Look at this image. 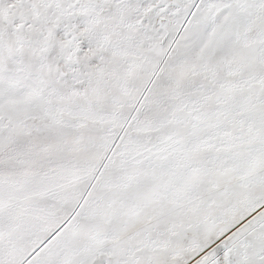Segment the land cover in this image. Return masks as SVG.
Returning <instances> with one entry per match:
<instances>
[{"label": "snow or ice", "instance_id": "6c2138e0", "mask_svg": "<svg viewBox=\"0 0 264 264\" xmlns=\"http://www.w3.org/2000/svg\"><path fill=\"white\" fill-rule=\"evenodd\" d=\"M0 264H264V0H0Z\"/></svg>", "mask_w": 264, "mask_h": 264}]
</instances>
